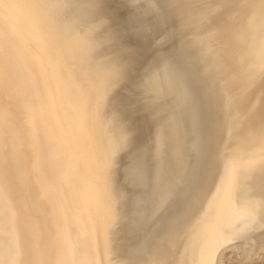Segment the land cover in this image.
Wrapping results in <instances>:
<instances>
[{"label":"bare ground","instance_id":"6f19581e","mask_svg":"<svg viewBox=\"0 0 264 264\" xmlns=\"http://www.w3.org/2000/svg\"><path fill=\"white\" fill-rule=\"evenodd\" d=\"M228 1L0 0V264L264 257V0Z\"/></svg>","mask_w":264,"mask_h":264},{"label":"rangeland","instance_id":"374dc122","mask_svg":"<svg viewBox=\"0 0 264 264\" xmlns=\"http://www.w3.org/2000/svg\"><path fill=\"white\" fill-rule=\"evenodd\" d=\"M113 1L114 2H120V3L122 2L120 4V6L117 7V12L120 15V17L123 16L122 18H124L127 13H129L130 11H133V9L136 10V8L139 6V4L141 3L142 0L131 1L132 3H130V1L128 2L127 0H118V1L117 0H113ZM199 1L201 2L202 0H196L197 3H199ZM206 1L210 2L212 7L217 10L218 16L221 17V22L223 24H231V23H233V16L235 15V12H234V9H233L232 5L229 3L228 0H206ZM129 6H130V8H128ZM139 16H140V19H144L145 18L143 14H141ZM134 22H135L134 20L125 21L124 22L125 25H124V23L122 24V29L119 30L118 34L121 33L119 37L120 38H124L125 40L129 41L130 43H142L143 42L145 44H149L150 45L149 48L147 49V51H145L141 55L142 57L141 56L139 57L137 63L134 66L133 75L136 76V75L140 74L143 65L149 59H151L156 54L157 55H162L164 53H162L163 51L161 50L162 47H163V44H158L157 45L156 43L150 42V37L154 38V36H157L156 31L153 33V35H150L149 38L142 39V37L137 35V33H136V31H135V29L133 27L134 26ZM123 29H125V30H123ZM122 33H124V35H122ZM238 37H239V41L237 43H235V46H242V45H249L250 44V39H249L248 35L244 31H242V29L239 30ZM152 54H154V55H152ZM185 66L186 65L184 64V67ZM234 257L235 256L230 254L229 250L226 251L225 252V257L223 259L222 264H238L236 262V260L234 259ZM253 263L254 264H264V257L261 258V256H260L258 258V260L257 261L254 260Z\"/></svg>","mask_w":264,"mask_h":264},{"label":"clouds","instance_id":"9594fccd","mask_svg":"<svg viewBox=\"0 0 264 264\" xmlns=\"http://www.w3.org/2000/svg\"><path fill=\"white\" fill-rule=\"evenodd\" d=\"M175 71L178 73V74H181L183 75L184 74V69L181 65L177 64L176 68H175Z\"/></svg>","mask_w":264,"mask_h":264}]
</instances>
